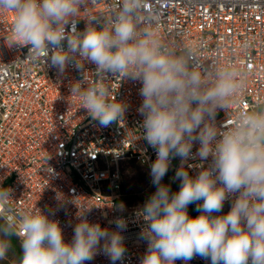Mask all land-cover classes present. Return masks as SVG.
Returning <instances> with one entry per match:
<instances>
[{
	"label": "built area",
	"instance_id": "obj_1",
	"mask_svg": "<svg viewBox=\"0 0 264 264\" xmlns=\"http://www.w3.org/2000/svg\"><path fill=\"white\" fill-rule=\"evenodd\" d=\"M124 162L220 213L121 208ZM0 219L41 264H264V0H0Z\"/></svg>",
	"mask_w": 264,
	"mask_h": 264
},
{
	"label": "rangeland",
	"instance_id": "obj_2",
	"mask_svg": "<svg viewBox=\"0 0 264 264\" xmlns=\"http://www.w3.org/2000/svg\"><path fill=\"white\" fill-rule=\"evenodd\" d=\"M121 169L123 173L121 208H143L152 213H157L161 208L165 214H169L170 204L177 205L183 218L175 208L170 207V221L174 224L177 223L178 226L177 224L175 226L180 229L187 227L182 220L188 223L193 216L205 214L200 207L198 211L196 207L184 208L183 198L190 199L195 196V191L190 190L187 185L186 176L174 175L169 167L160 164L147 168L146 165L124 162ZM217 213L220 212L216 208L213 210V214ZM18 246L21 253L28 257L25 246L19 239ZM17 254V250L9 242L6 233L0 229V260L2 264H37L21 262L18 260ZM30 261L35 262L36 260L31 259Z\"/></svg>",
	"mask_w": 264,
	"mask_h": 264
},
{
	"label": "trees",
	"instance_id": "obj_3",
	"mask_svg": "<svg viewBox=\"0 0 264 264\" xmlns=\"http://www.w3.org/2000/svg\"><path fill=\"white\" fill-rule=\"evenodd\" d=\"M189 181L190 180H188L187 185H189L188 187H189L190 190L195 191L194 192L195 196L190 197V199H185V198L182 197L183 200H184V203H183L184 208H187V207H189V208H193L194 207L195 208L196 207L197 208L196 210L198 211V209L200 207L201 210L203 209V212H205V214H211V213H213L214 209H216V208L218 209L217 205L214 206L213 204H209V203L204 202V200H203V198L201 196V191L197 190V187L194 184V182H192V181L189 182ZM121 198H122V196L120 197L119 202L122 200ZM170 207L175 208L176 211L180 214V217H182L180 211H178V206L177 205L170 204ZM170 207L168 209L169 210V215H170V211H171ZM153 214H155V215H163L164 212L162 211L161 208H159L158 212L157 213H153ZM205 214H203V215H205ZM193 217H195V216H193ZM182 222H183V224H186V225L188 224V223H185L183 220H182ZM170 223H171V221H170ZM176 224L177 223H175V224L171 223V225L173 227H176L175 226ZM177 226H178V224H177ZM0 229H2L6 233V236H7L8 240H9V242L17 250L18 260H20L21 262H24V263H37V264H41L42 263L43 258L34 259L33 257H31V255L27 252L26 249L25 250H26V253H27L28 257L24 256L21 253V251L19 249V246H18V237L14 234L13 229L10 226H8L7 224H5L2 219H0ZM31 259L36 260L37 262L36 261L35 262H31L30 261ZM0 264H2L1 260H0Z\"/></svg>",
	"mask_w": 264,
	"mask_h": 264
},
{
	"label": "clouds",
	"instance_id": "obj_4",
	"mask_svg": "<svg viewBox=\"0 0 264 264\" xmlns=\"http://www.w3.org/2000/svg\"><path fill=\"white\" fill-rule=\"evenodd\" d=\"M200 216V215H199ZM196 217V216H195Z\"/></svg>",
	"mask_w": 264,
	"mask_h": 264
}]
</instances>
